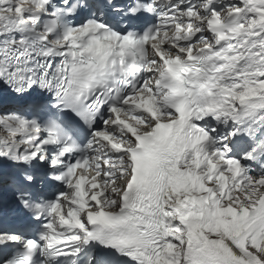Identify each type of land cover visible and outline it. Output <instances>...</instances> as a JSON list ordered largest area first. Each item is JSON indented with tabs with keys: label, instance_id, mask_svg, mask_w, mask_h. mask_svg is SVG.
Wrapping results in <instances>:
<instances>
[{
	"label": "snow or ice",
	"instance_id": "1",
	"mask_svg": "<svg viewBox=\"0 0 264 264\" xmlns=\"http://www.w3.org/2000/svg\"><path fill=\"white\" fill-rule=\"evenodd\" d=\"M0 264H264V0H0Z\"/></svg>",
	"mask_w": 264,
	"mask_h": 264
}]
</instances>
